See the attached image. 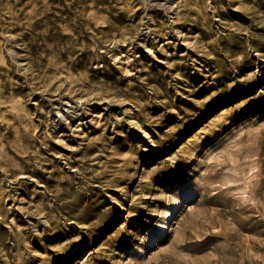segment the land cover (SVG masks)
I'll use <instances>...</instances> for the list:
<instances>
[{"label":"rangeland","instance_id":"rangeland-1","mask_svg":"<svg viewBox=\"0 0 264 264\" xmlns=\"http://www.w3.org/2000/svg\"><path fill=\"white\" fill-rule=\"evenodd\" d=\"M0 264H264V0H0Z\"/></svg>","mask_w":264,"mask_h":264},{"label":"bare ground","instance_id":"bare-ground-1","mask_svg":"<svg viewBox=\"0 0 264 264\" xmlns=\"http://www.w3.org/2000/svg\"><path fill=\"white\" fill-rule=\"evenodd\" d=\"M195 192V186L190 185L182 189L179 193L175 194L174 200L171 205L167 208L166 212L168 217H165L160 222L159 226L149 230V242L157 243V241H161L162 239L168 238L174 229V225L176 223L173 222L170 224V218L175 219L179 212L186 205V199L190 198ZM146 247L140 248L136 255L143 256L146 253Z\"/></svg>","mask_w":264,"mask_h":264}]
</instances>
